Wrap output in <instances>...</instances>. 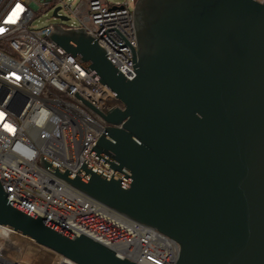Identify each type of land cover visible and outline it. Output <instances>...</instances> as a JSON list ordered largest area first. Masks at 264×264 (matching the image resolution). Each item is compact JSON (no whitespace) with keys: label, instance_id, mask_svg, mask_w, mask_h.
<instances>
[{"label":"water","instance_id":"1","mask_svg":"<svg viewBox=\"0 0 264 264\" xmlns=\"http://www.w3.org/2000/svg\"><path fill=\"white\" fill-rule=\"evenodd\" d=\"M132 13L135 49L103 31L130 48L132 79L84 28L49 34L124 103L100 112L74 93L108 123L89 152L112 175L40 164L174 239L175 264H264V0H134ZM6 195L1 225L78 264H136Z\"/></svg>","mask_w":264,"mask_h":264},{"label":"built area","instance_id":"2","mask_svg":"<svg viewBox=\"0 0 264 264\" xmlns=\"http://www.w3.org/2000/svg\"><path fill=\"white\" fill-rule=\"evenodd\" d=\"M129 2L0 0V184L8 199L76 236L82 233L99 242L120 259L175 264L179 244L174 239L89 197L40 164L43 154L76 173L86 159L112 175V167L89 152L108 123L74 93L100 112L123 109L124 103L51 39L53 24L31 26L34 11L53 6L60 15L76 17L77 25L61 26L84 28L106 58L132 79L130 48L114 29L106 32L119 45L103 32L115 26L136 48ZM0 233L27 241L1 224ZM51 252L53 264H78ZM0 264L32 263L6 254L0 246Z\"/></svg>","mask_w":264,"mask_h":264},{"label":"bare ground","instance_id":"3","mask_svg":"<svg viewBox=\"0 0 264 264\" xmlns=\"http://www.w3.org/2000/svg\"><path fill=\"white\" fill-rule=\"evenodd\" d=\"M18 234L22 235L20 233ZM22 236L25 237V240L27 241H20L14 236L0 233L1 249L10 256L12 255L17 258L20 257L32 264H53L54 255L51 252L53 250L36 243L31 237ZM46 257L52 258L51 261H48Z\"/></svg>","mask_w":264,"mask_h":264},{"label":"rangeland","instance_id":"4","mask_svg":"<svg viewBox=\"0 0 264 264\" xmlns=\"http://www.w3.org/2000/svg\"><path fill=\"white\" fill-rule=\"evenodd\" d=\"M68 3H72V5L77 4L80 0H65ZM111 5L113 4H120L123 3L124 0H103ZM130 7H133L134 1L130 0ZM40 7V8H39ZM35 11H34V17L31 22V26L33 28H40L43 27L47 24H65V25H77L78 19L74 16H70L66 20H61L58 17L53 16V6H48V7H41L39 6ZM60 13L64 12L63 8L59 10ZM47 258V257H46ZM52 258L48 257L47 260L51 261Z\"/></svg>","mask_w":264,"mask_h":264},{"label":"snow or ice","instance_id":"5","mask_svg":"<svg viewBox=\"0 0 264 264\" xmlns=\"http://www.w3.org/2000/svg\"><path fill=\"white\" fill-rule=\"evenodd\" d=\"M16 7H17V8H20V5H17ZM6 22H12V21L9 20V21H6ZM0 30H2V29H0ZM6 127H10V126H7V125H6Z\"/></svg>","mask_w":264,"mask_h":264}]
</instances>
